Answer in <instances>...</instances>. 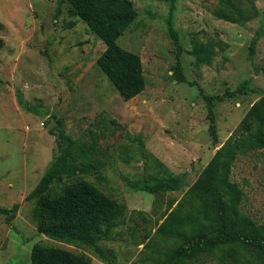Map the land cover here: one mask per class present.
<instances>
[{
  "label": "rangeland",
  "instance_id": "374dc122",
  "mask_svg": "<svg viewBox=\"0 0 264 264\" xmlns=\"http://www.w3.org/2000/svg\"><path fill=\"white\" fill-rule=\"evenodd\" d=\"M132 1L139 15L119 44L141 57L146 89L125 101L97 65L106 46L68 5L57 15L60 0H0V206L18 205L10 223L0 215V264H31L36 244L83 254L92 264H157L175 247L156 236L165 215L184 200L264 96V0H232L240 7L236 23L213 15L228 12L222 0H177L178 44L167 23L171 0ZM254 37L259 41L252 61ZM210 40H222L226 47L207 67L192 50L195 41ZM179 63L189 83L176 81ZM248 79L247 93L216 108L215 146L203 93L235 92ZM61 131L67 141L59 138ZM68 140L90 155L84 161L94 167L78 177L129 210L111 239L100 243L108 262L91 247L52 240L37 230L38 199L28 197ZM175 177L180 182L172 192L151 195L138 189ZM232 178L244 192L242 212L264 224V149L242 155ZM70 181L54 182L50 194ZM219 256L189 264H219ZM242 260L264 264L254 252Z\"/></svg>",
  "mask_w": 264,
  "mask_h": 264
},
{
  "label": "trees",
  "instance_id": "16d2710c",
  "mask_svg": "<svg viewBox=\"0 0 264 264\" xmlns=\"http://www.w3.org/2000/svg\"><path fill=\"white\" fill-rule=\"evenodd\" d=\"M176 1L171 0L167 23L170 36L178 44L173 18ZM64 4L69 6L72 16L84 21L106 46L97 65L122 99L130 101L140 96L146 89L142 59L119 44L121 36L139 15L133 1L60 0L57 15ZM222 4L228 7V12L214 11L213 15L220 20L236 23V15L240 14L239 5L232 0H222ZM258 41V37H254L250 43L252 61L256 56ZM2 46L0 40V48ZM225 47L222 40L195 41L192 54L199 64L212 67L218 53L225 51ZM175 79L179 83H189L180 63ZM250 82L251 79L245 80L235 92L227 90L216 96L203 93L210 122L209 132L215 146L219 145L216 125L218 104L247 93ZM59 138L67 141L63 131ZM62 148L61 155L28 197L38 199L33 214L37 230L52 240L91 247L103 262H108L107 252L100 247V243L111 239L113 232L128 215V207L93 183L78 177L94 168L93 164L84 161L90 155L83 149L80 154L70 141ZM263 149L264 96L251 107L237 135L216 151L184 200L165 215L156 236L172 240L175 247L157 264H189L202 256L218 252L219 264H243V255L250 252L259 254L264 261V224H258L242 212L244 192L232 178L235 163L242 155ZM65 177L71 181L59 193L51 195L54 182ZM179 182V178L175 177L170 182L146 184L138 189L157 195L175 191ZM17 210L18 205L12 209L0 206V215L10 223ZM31 264H92V261L83 254L36 244L32 249Z\"/></svg>",
  "mask_w": 264,
  "mask_h": 264
}]
</instances>
